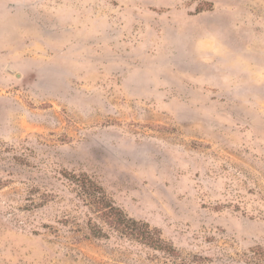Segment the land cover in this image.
Segmentation results:
<instances>
[{
    "label": "rangeland",
    "instance_id": "1",
    "mask_svg": "<svg viewBox=\"0 0 264 264\" xmlns=\"http://www.w3.org/2000/svg\"><path fill=\"white\" fill-rule=\"evenodd\" d=\"M82 175L182 257L112 230ZM255 251L264 0H0V264H261Z\"/></svg>",
    "mask_w": 264,
    "mask_h": 264
},
{
    "label": "trees",
    "instance_id": "2",
    "mask_svg": "<svg viewBox=\"0 0 264 264\" xmlns=\"http://www.w3.org/2000/svg\"><path fill=\"white\" fill-rule=\"evenodd\" d=\"M84 193L82 196L87 199L100 215L101 219L114 231L123 236L129 237L148 245L156 250H162L172 257L180 259L181 253L172 246L164 243L158 236L156 230L147 223H140L129 219L127 215L117 207L107 196L104 188L86 175L75 177L71 180ZM92 233L99 237L102 234L100 226L91 227ZM251 255V261H258L264 264V253L255 251ZM183 264H203L201 260L188 262L183 260Z\"/></svg>",
    "mask_w": 264,
    "mask_h": 264
}]
</instances>
